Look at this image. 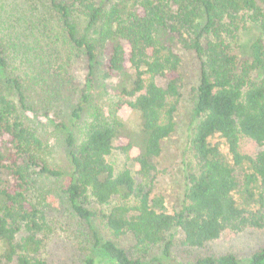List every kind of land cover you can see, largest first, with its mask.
Wrapping results in <instances>:
<instances>
[{"label": "trees", "instance_id": "obj_1", "mask_svg": "<svg viewBox=\"0 0 264 264\" xmlns=\"http://www.w3.org/2000/svg\"><path fill=\"white\" fill-rule=\"evenodd\" d=\"M73 16L94 29L95 40L77 34ZM73 50L82 53L86 80L105 68L114 99L106 114L89 116L77 145L72 133L66 137L71 178L64 194L79 219L90 224L88 197L99 205L118 200L105 215L109 231L129 235L138 250L163 244L156 264H173L172 236L164 239L173 229L181 231L183 247L199 249L227 229L261 226L264 151L244 155L240 140L264 143V0H0V264H46L39 237L45 218L27 195L32 176L62 172L48 166L42 140L27 123L35 114L26 94L42 88L41 105L50 110ZM181 52L198 62L189 139L195 166L184 177L181 209L170 214L152 184L162 143L175 127ZM89 86L79 93L74 119ZM124 108L138 113L137 129L121 120ZM114 150L138 167L137 180L130 167L114 170L108 161ZM92 236L81 264H142L112 240ZM193 264H264V246L245 258L196 257Z\"/></svg>", "mask_w": 264, "mask_h": 264}, {"label": "rangeland", "instance_id": "obj_2", "mask_svg": "<svg viewBox=\"0 0 264 264\" xmlns=\"http://www.w3.org/2000/svg\"><path fill=\"white\" fill-rule=\"evenodd\" d=\"M40 5H47V3L42 2ZM51 15L53 13L49 15V24L53 25L56 20ZM72 19L78 35L95 40L94 29L88 30L86 22L81 17L73 16ZM66 51L71 52L70 49ZM180 55L182 86L181 97L174 116L175 127L162 143L161 155L155 161L156 169L152 184L153 193L163 198L166 211L170 214L177 213L181 209L186 189L184 177L187 170L195 166L189 139L196 122L193 108L198 79V62L189 52H181ZM104 71L103 66H98L88 73L86 80V65L82 53L73 50L71 59L64 70V80L59 84V97L50 110H45L41 105L42 98L45 97L42 88L39 91L30 89V93L26 94L35 114L27 120V123L42 140L45 147L43 157L48 166L62 172L59 177L32 176L27 195L29 201L42 212L45 218V226L39 237L42 241L40 258L46 264H81L91 252L93 234L102 239L112 240L127 250L129 255L139 258L142 264H156L155 259H162L163 256V244L151 246L146 250H138L134 247L129 235L112 236L106 225L105 215L112 206L120 204L118 200L115 199L109 205H99L88 197L85 205L92 212V216L90 224H86L77 217L64 194L71 178L66 149L67 134L72 133L74 146L77 145L89 116L95 111L106 114L114 101L109 90L110 82L103 78ZM86 82L90 85L88 101L83 106L80 117L74 119L72 115L79 103V93ZM158 83L162 84V81L158 79ZM45 113L54 118L56 124L64 125L67 130L51 126L48 118L41 117ZM119 116L129 128L133 130L138 128V113L124 108L119 111ZM222 151H225L223 147ZM259 151H264V143L258 146L250 139L240 140L242 154L254 156ZM108 161L116 172L130 167L136 178L138 167L130 165L125 154L114 150L108 157ZM242 229V231L227 229L218 239L206 243L199 249L183 247L181 231L173 229L164 235L165 241L172 236L169 260L173 264H193L196 257H217L225 254H233L238 258L249 256L264 246V209L260 227L248 225Z\"/></svg>", "mask_w": 264, "mask_h": 264}]
</instances>
